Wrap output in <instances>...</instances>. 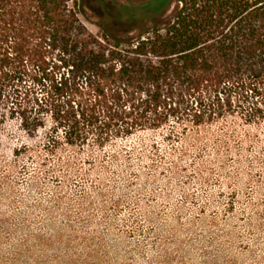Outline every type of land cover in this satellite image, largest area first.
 Here are the masks:
<instances>
[{
    "label": "rangeland",
    "instance_id": "1",
    "mask_svg": "<svg viewBox=\"0 0 264 264\" xmlns=\"http://www.w3.org/2000/svg\"><path fill=\"white\" fill-rule=\"evenodd\" d=\"M75 1L82 40L106 44L101 22L169 0ZM254 107L263 118L248 122ZM40 110L29 134L0 106V264H264L261 95L233 94L199 126L172 118L103 146L68 144Z\"/></svg>",
    "mask_w": 264,
    "mask_h": 264
},
{
    "label": "trees",
    "instance_id": "2",
    "mask_svg": "<svg viewBox=\"0 0 264 264\" xmlns=\"http://www.w3.org/2000/svg\"><path fill=\"white\" fill-rule=\"evenodd\" d=\"M76 7L0 0V106L29 134L44 106L68 144L92 135L103 146L172 118L202 125L233 94L264 98V0H169L148 17L101 22L106 44L82 40ZM256 108L246 121L263 118Z\"/></svg>",
    "mask_w": 264,
    "mask_h": 264
}]
</instances>
